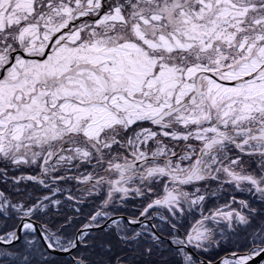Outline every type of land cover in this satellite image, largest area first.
<instances>
[{
	"label": "snow or ice",
	"instance_id": "6c2138e0",
	"mask_svg": "<svg viewBox=\"0 0 264 264\" xmlns=\"http://www.w3.org/2000/svg\"><path fill=\"white\" fill-rule=\"evenodd\" d=\"M0 264H264V0H0Z\"/></svg>",
	"mask_w": 264,
	"mask_h": 264
}]
</instances>
